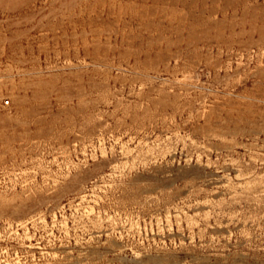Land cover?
I'll return each mask as SVG.
<instances>
[{
    "label": "rangeland",
    "instance_id": "obj_1",
    "mask_svg": "<svg viewBox=\"0 0 264 264\" xmlns=\"http://www.w3.org/2000/svg\"><path fill=\"white\" fill-rule=\"evenodd\" d=\"M0 264H264V0H0Z\"/></svg>",
    "mask_w": 264,
    "mask_h": 264
}]
</instances>
